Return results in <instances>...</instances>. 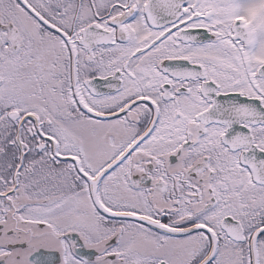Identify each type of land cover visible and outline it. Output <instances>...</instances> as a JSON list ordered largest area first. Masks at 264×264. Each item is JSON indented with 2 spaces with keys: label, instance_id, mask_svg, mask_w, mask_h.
Listing matches in <instances>:
<instances>
[{
  "label": "snow or ice",
  "instance_id": "1",
  "mask_svg": "<svg viewBox=\"0 0 264 264\" xmlns=\"http://www.w3.org/2000/svg\"><path fill=\"white\" fill-rule=\"evenodd\" d=\"M0 264H264V0H0Z\"/></svg>",
  "mask_w": 264,
  "mask_h": 264
}]
</instances>
